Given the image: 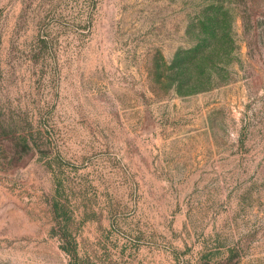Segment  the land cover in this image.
Wrapping results in <instances>:
<instances>
[{"label":"rangeland","instance_id":"obj_1","mask_svg":"<svg viewBox=\"0 0 264 264\" xmlns=\"http://www.w3.org/2000/svg\"><path fill=\"white\" fill-rule=\"evenodd\" d=\"M0 264H264V0H0Z\"/></svg>","mask_w":264,"mask_h":264},{"label":"trees","instance_id":"obj_2","mask_svg":"<svg viewBox=\"0 0 264 264\" xmlns=\"http://www.w3.org/2000/svg\"><path fill=\"white\" fill-rule=\"evenodd\" d=\"M68 251V250H67ZM70 252V251H69Z\"/></svg>","mask_w":264,"mask_h":264}]
</instances>
